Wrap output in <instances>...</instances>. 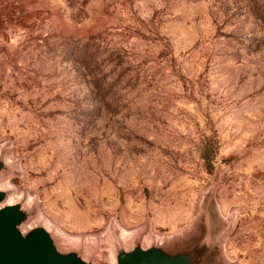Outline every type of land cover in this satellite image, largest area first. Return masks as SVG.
Returning a JSON list of instances; mask_svg holds the SVG:
<instances>
[{
	"label": "rangeland",
	"instance_id": "374dc122",
	"mask_svg": "<svg viewBox=\"0 0 264 264\" xmlns=\"http://www.w3.org/2000/svg\"><path fill=\"white\" fill-rule=\"evenodd\" d=\"M0 159L26 226L95 264H264V0H0Z\"/></svg>",
	"mask_w": 264,
	"mask_h": 264
},
{
	"label": "water",
	"instance_id": "95a60500",
	"mask_svg": "<svg viewBox=\"0 0 264 264\" xmlns=\"http://www.w3.org/2000/svg\"><path fill=\"white\" fill-rule=\"evenodd\" d=\"M5 161L0 159V174ZM0 188V264H95L78 250L58 248L42 224L28 227V213L21 202H8ZM113 264H203L196 250L172 252L159 245L118 247Z\"/></svg>",
	"mask_w": 264,
	"mask_h": 264
},
{
	"label": "bare ground",
	"instance_id": "6f19581e",
	"mask_svg": "<svg viewBox=\"0 0 264 264\" xmlns=\"http://www.w3.org/2000/svg\"><path fill=\"white\" fill-rule=\"evenodd\" d=\"M6 176V175H5ZM3 185V184H2ZM1 188V187H0ZM2 189H3V187H2ZM5 191H6V188H5ZM9 192V191H8ZM8 194V193H7ZM9 199V198H8ZM20 200V199H19ZM27 201V200H26ZM30 206V205H29ZM38 222H40V221H38ZM41 223V222H40ZM40 223H38V224H40ZM139 232V231H138ZM110 234H111V236H112V238L114 237L115 238V233H111L110 232ZM139 234V233H138ZM137 236V232H135V233H133L132 235H128V236H126V237H129V239H130V241H136V240H134L135 239V237ZM138 237V236H137ZM147 240H149V239H147ZM115 241H116V239H115ZM141 241V240H140ZM117 242V241H116ZM121 243V242H120ZM119 243V244H120ZM143 243V242H142ZM144 243H145V241H144ZM150 243H152V242H150ZM158 243V242H157ZM113 244V243H112ZM87 245H88V248H89V251H90V253H94L96 250H98V252H101V256H104V254H105V252H103V248L105 249L106 247L105 246H103L102 244H90V243H87ZM104 245H105V243H104ZM114 245V244H113ZM133 245V244H132ZM131 245V246H132ZM110 247V246H109ZM119 247V246H118ZM118 247H115V248H113L112 247V249L111 250H109V253H110V256L113 258V260H115V255H116V250H117V248ZM130 247V246H129ZM110 249V248H109ZM87 250V249H86ZM108 251V250H107ZM97 253V252H96ZM94 257V256H93ZM97 258V257H96ZM99 262V261H98ZM114 262V261H113Z\"/></svg>",
	"mask_w": 264,
	"mask_h": 264
}]
</instances>
